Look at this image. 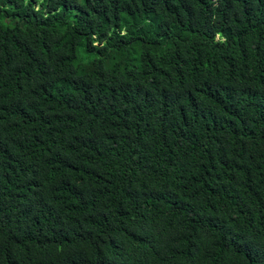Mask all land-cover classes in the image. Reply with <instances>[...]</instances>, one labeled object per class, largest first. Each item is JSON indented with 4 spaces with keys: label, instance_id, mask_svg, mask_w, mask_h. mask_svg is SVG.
I'll return each instance as SVG.
<instances>
[{
    "label": "trees",
    "instance_id": "trees-1",
    "mask_svg": "<svg viewBox=\"0 0 264 264\" xmlns=\"http://www.w3.org/2000/svg\"><path fill=\"white\" fill-rule=\"evenodd\" d=\"M0 264H264V0H0Z\"/></svg>",
    "mask_w": 264,
    "mask_h": 264
}]
</instances>
